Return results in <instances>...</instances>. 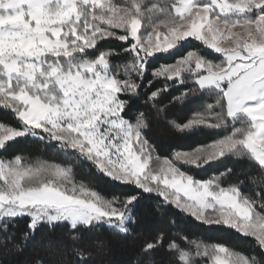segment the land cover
I'll use <instances>...</instances> for the list:
<instances>
[{
  "label": "snow or ice",
  "instance_id": "1",
  "mask_svg": "<svg viewBox=\"0 0 264 264\" xmlns=\"http://www.w3.org/2000/svg\"><path fill=\"white\" fill-rule=\"evenodd\" d=\"M108 41L121 42L119 50H102ZM185 48L175 63L152 72L149 88L156 78L164 85L146 93L145 103L164 113V94L174 107L213 97L187 120L168 122L181 134L211 130L217 138L162 162L157 156L153 166L146 113H128L153 62ZM123 56L129 62L121 74L113 61ZM0 110L16 122L0 121V152L19 138L54 143L132 193L105 199L75 182L70 168L19 154L0 158V231L27 217L23 242L42 223L68 222L74 231L104 224L128 234L134 205L151 194L204 225L253 238L264 254V187L249 195L244 180H231V168L207 179L193 174L231 157L254 163L264 179V0H0ZM181 239L158 232L141 248L145 264H156L151 254L165 243L167 264H198L200 257L264 264L223 244Z\"/></svg>",
  "mask_w": 264,
  "mask_h": 264
},
{
  "label": "trees",
  "instance_id": "2",
  "mask_svg": "<svg viewBox=\"0 0 264 264\" xmlns=\"http://www.w3.org/2000/svg\"><path fill=\"white\" fill-rule=\"evenodd\" d=\"M154 2V0H149ZM171 2V0H169ZM119 41L102 42L101 48L105 51L119 50ZM188 48L181 50L175 56H162L155 60L147 73V79L143 81L140 95L129 110L128 118H135L139 112L146 113L149 127L145 130V138L154 148L153 156L171 159L176 150H190L198 144L210 143L217 136L211 130H194L190 134L178 133L169 120L183 122L189 118L192 112L202 111L206 104L214 103V98L205 96L197 100L189 107H174L168 104L171 96L164 94L161 103L167 105L164 113H157L150 104H146V93L162 88L164 79L153 80L151 89L148 80H152V72L161 64H173ZM129 62V57L123 56L113 61V66L121 74L123 65ZM177 93L172 92L171 95ZM0 121L7 122L9 126H16L10 113L0 110ZM133 122L135 120L133 119ZM220 135L225 134L220 131ZM21 155L26 162L47 161L50 164H58L71 169V176L75 182L88 185L98 191L105 199H112L114 195L125 196L131 193L128 186H122L113 182L106 176L98 174L93 165L78 156L73 151L60 150L56 144L45 143L33 138H19L9 144L6 152H0V158L13 159L15 155ZM226 168L233 169L231 180H244L242 190L255 196L261 187H264V179L257 174L259 169L254 163L246 159L224 158L213 164L212 167L197 169L194 175L200 179H207L213 173H219ZM249 178H254L249 183ZM133 215L135 223L130 224V232L122 234L112 227L99 224L90 228L78 227L75 231L68 222L56 224L42 223L27 242H23L21 236L27 231V217L17 218L9 222L7 232L0 231V264H145L148 257L141 253L143 244L160 231H164L169 237H183L179 242L186 245L187 242L200 241L203 243L223 244L230 250L243 255H256L264 259V254L258 248H254V239L242 237L235 230L224 226L204 225L183 214L174 208L164 205L162 200L155 195L143 194L138 203L134 205ZM175 223H172V221ZM12 225H15L14 227ZM11 235V242L6 243L5 238ZM75 235L76 240L71 237ZM19 245V249L16 247ZM22 249V250H20ZM164 247L158 248L151 254L156 264H167L170 253ZM75 250V251H74ZM76 252L82 255L78 258ZM198 264H211L207 257L197 258Z\"/></svg>",
  "mask_w": 264,
  "mask_h": 264
},
{
  "label": "rangeland",
  "instance_id": "3",
  "mask_svg": "<svg viewBox=\"0 0 264 264\" xmlns=\"http://www.w3.org/2000/svg\"><path fill=\"white\" fill-rule=\"evenodd\" d=\"M153 158H154V164H153V166H155V163H156V162H155V156H153ZM160 161L162 162V160H160Z\"/></svg>",
  "mask_w": 264,
  "mask_h": 264
}]
</instances>
